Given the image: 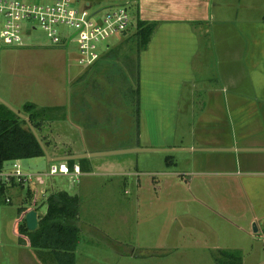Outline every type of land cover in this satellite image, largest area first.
<instances>
[{
    "label": "rangeland",
    "instance_id": "1",
    "mask_svg": "<svg viewBox=\"0 0 264 264\" xmlns=\"http://www.w3.org/2000/svg\"><path fill=\"white\" fill-rule=\"evenodd\" d=\"M27 1L47 5L55 0ZM74 1L79 6L90 3L92 11L124 4L132 17L135 13L129 0ZM135 31L133 18L128 37L118 35L105 43L102 48L109 46L110 51L90 68L78 64L75 44L52 47L39 28L24 37L21 46L0 47V100L26 118L27 105L47 111L41 117L47 120L43 132L47 134V125L55 123L48 121H57L58 129L51 131L60 130L69 142L76 139L77 146H137ZM0 45H4L3 39ZM81 111L87 118L81 117ZM180 121L178 145H193V137L186 134L191 131L187 120ZM192 156L188 152H133L93 157L96 162L122 166L103 173L95 170L94 176L75 183L69 177L55 176L31 180L24 186L8 185L0 194V263L31 264L25 256L33 250L21 248L15 231L18 210L25 209L22 200H28L31 188V202L43 205L41 216L46 214L45 203L51 193L65 190L79 196L76 264H216L214 255L221 250L241 251L242 264H264V243L253 230L254 224L264 227V177L249 186L251 193L261 192L258 196L239 195V176H199L204 170L189 161ZM17 163L24 174L48 172L44 157ZM14 164L7 162L3 170L11 172ZM253 217L256 220L252 221Z\"/></svg>",
    "mask_w": 264,
    "mask_h": 264
},
{
    "label": "crops",
    "instance_id": "2",
    "mask_svg": "<svg viewBox=\"0 0 264 264\" xmlns=\"http://www.w3.org/2000/svg\"><path fill=\"white\" fill-rule=\"evenodd\" d=\"M127 3L135 10V21L138 12L142 21L157 24L147 48L138 58L141 101L138 145L127 149H87L73 144V156L137 148L154 150L143 153L188 152L193 154L189 161L204 170L199 176L224 179L236 174L240 177L238 194L258 196L261 192L251 193L249 186L264 177V0ZM183 101L186 103L182 106ZM80 115L87 118L84 111ZM181 119L187 120L191 131L186 134L193 137V145L177 143ZM57 123L47 125L49 130L44 135L66 137L60 130L51 131L58 129ZM57 149L54 145L46 149L52 159L50 162L44 157L48 167L53 159L65 157L58 155ZM93 159H81L86 160L83 163L76 160L80 180L94 176L95 170L103 173L110 167L122 166ZM258 233V241L264 243V227H258ZM31 253L25 256L31 264L50 263L48 259L44 263L36 251Z\"/></svg>",
    "mask_w": 264,
    "mask_h": 264
},
{
    "label": "trees",
    "instance_id": "3",
    "mask_svg": "<svg viewBox=\"0 0 264 264\" xmlns=\"http://www.w3.org/2000/svg\"><path fill=\"white\" fill-rule=\"evenodd\" d=\"M156 25V23L142 21L137 12L135 21L136 31L133 39H135L136 42L138 58L141 52L147 48ZM137 97L138 101L135 110V117L137 128L140 132L139 76ZM25 109L27 113H29V121L38 133L40 140L36 138L29 127H25L28 124L25 120L1 103L0 170L5 168L7 162L46 157L44 148L49 149L52 145L58 147V149L55 150L57 153H60L58 155L65 157L75 155V149L72 145H77V142L70 143L66 137H64L65 139H56L53 136L47 137L44 135L43 128L45 127V122H47V120L42 119L41 117L45 116L47 111H35L33 105H27ZM85 161L86 160H81L80 162L83 163ZM67 164L70 169L73 170L76 165V160H69ZM10 185L24 186L23 183H13ZM7 187L6 184L0 183L1 195L4 194ZM27 193L29 198L23 203L25 209L20 207L18 210L20 217L17 220L15 230L20 238V245L32 248L36 251L37 255L43 259L44 263L46 262V259H48L49 262L52 261L56 264H76V251L80 239V229L78 227L80 215L79 196L71 194L65 190L51 193L45 203L47 208L46 214L44 216L39 214V228L34 232H30L27 228L25 215L31 210L39 212L43 205L37 207L36 202H31L34 195L31 189ZM214 259L216 264H242L243 257L241 251L235 252L233 250H221L214 255Z\"/></svg>",
    "mask_w": 264,
    "mask_h": 264
},
{
    "label": "built area",
    "instance_id": "4",
    "mask_svg": "<svg viewBox=\"0 0 264 264\" xmlns=\"http://www.w3.org/2000/svg\"><path fill=\"white\" fill-rule=\"evenodd\" d=\"M90 8V3L79 6L74 0H55L47 5L27 0H0V39L4 44L0 47L21 46L24 37H30L39 28L46 34L52 47L66 48L75 44L78 64L90 68L110 51L109 46L106 51L102 48L105 43L118 35L128 37L133 20L124 4L111 6L105 11H92ZM14 168L11 172L0 170L1 184L8 186L16 183L15 179L17 184H25L55 176L69 177L75 183L81 175L79 167L71 170L66 162H52L47 173L37 176L24 174L17 161ZM6 202L11 203V200L7 199Z\"/></svg>",
    "mask_w": 264,
    "mask_h": 264
},
{
    "label": "water",
    "instance_id": "5",
    "mask_svg": "<svg viewBox=\"0 0 264 264\" xmlns=\"http://www.w3.org/2000/svg\"><path fill=\"white\" fill-rule=\"evenodd\" d=\"M124 35H126V33H124ZM1 103L3 105H5L6 107H8L11 111H13L15 114L19 115L21 118L25 119L29 125V128L31 129V131L33 132V134L36 136V138L38 140L39 136L35 130V128L33 127V125L31 124V122L29 121V118H26L24 115H22L19 111H17L16 109H14L11 105H9L8 103H6L3 100H0ZM45 150V154L48 157V159L50 160V162L52 161V159L49 157L46 149ZM148 151H154V150H149V149H130V150H122V151H113V152H107V153H98V154H84V155H79V156H73V157H64V158H58V159H53L54 162H66L69 160H81L84 158H93V157H97V156H107V155H120V154H127V153H133V152H148ZM256 152V151H254ZM25 221L27 224V228L30 232H34L39 228V215L38 212L35 210H31L29 211L26 215H25ZM253 230L254 233H258V226L257 224L253 225Z\"/></svg>",
    "mask_w": 264,
    "mask_h": 264
}]
</instances>
